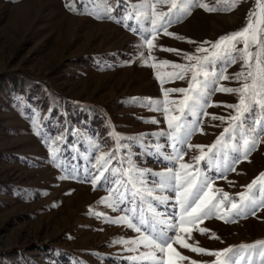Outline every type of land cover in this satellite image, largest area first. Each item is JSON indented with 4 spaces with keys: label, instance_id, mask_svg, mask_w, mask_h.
<instances>
[{
    "label": "rangeland",
    "instance_id": "obj_1",
    "mask_svg": "<svg viewBox=\"0 0 264 264\" xmlns=\"http://www.w3.org/2000/svg\"><path fill=\"white\" fill-rule=\"evenodd\" d=\"M137 2L109 0L114 9L109 18L103 0H0V264H139L128 259L137 254L127 251L129 245L115 243L136 237L134 229L94 213L127 214L139 224L141 217L151 219L154 212L178 224L180 208L171 189L154 192L169 196L165 203L144 196L135 206L121 205L123 211L99 203L109 185L91 184L92 165L115 151L121 163L111 160V167L134 163L153 173L173 167L164 158L171 153L170 142L159 133L168 130L163 108L177 107L164 101H178L184 94L165 92L188 88L191 72L184 79H169L167 74L179 71L173 64L195 63L186 55L207 56L212 59L206 69L216 74L210 88L240 87L242 82L234 77L246 71L243 61L230 64L214 58L212 45L243 29L259 8L257 0H235V5L230 0H193L189 10L167 27L172 35L161 30L152 37L125 26L137 23L125 19L133 11L130 4ZM201 4L217 10L208 11ZM169 6L160 5L157 11ZM140 23L149 27L147 21ZM257 32L264 39V25ZM143 37L153 39L155 47L149 50ZM202 48L208 52L197 51ZM250 51L255 53L256 45ZM221 73L232 78L220 80ZM238 98V93L213 91L200 115L189 117L197 130L188 143L212 145L228 126L213 116L235 115L226 105L237 104ZM262 116L264 110L256 108L247 122L251 125ZM258 139L247 160L232 165L235 171L221 165L223 178L203 162L200 168L215 187L235 197L264 172V134ZM158 144L165 145L159 153ZM185 151L184 162L193 163L192 157L201 150ZM144 179L149 182L145 187H151L155 177L145 171ZM226 220L205 218L185 225L190 231L179 234L194 247L211 251L264 240V208L255 216ZM201 228L209 231L202 233ZM173 246L189 258L179 264L215 260L207 253ZM259 250L258 246L252 264H264Z\"/></svg>",
    "mask_w": 264,
    "mask_h": 264
},
{
    "label": "snow or ice",
    "instance_id": "obj_2",
    "mask_svg": "<svg viewBox=\"0 0 264 264\" xmlns=\"http://www.w3.org/2000/svg\"><path fill=\"white\" fill-rule=\"evenodd\" d=\"M192 2L193 0H138L137 3L130 4L133 11L125 17L126 20H135L137 23L131 26L125 24V26L131 27L134 32L138 30L148 32L152 37H155L161 30L166 35H172L167 32V27L185 14ZM216 2L219 3V0ZM230 2L235 5V0H230ZM103 3L106 5L105 15L111 18L110 14L114 9L110 6L109 0H103ZM160 5L170 6L167 11H157V7ZM66 6L71 7V4ZM200 6L208 11L217 10L207 4ZM257 6L259 12L254 11L250 14L249 22L243 29L220 37L212 45V48L216 50L214 58L227 59L230 64H235L238 59L243 61L246 71L237 73L234 77L235 80L242 82L240 87L220 85L210 88V83L216 74L206 69V65L212 59L207 56L186 55L187 60L195 61V63L173 64L172 66L179 71L167 74L169 79H184L185 75L191 72L188 88L168 89L165 92L166 95L168 92L184 94L178 101H164L165 104L170 103L177 107L163 108L168 130L159 133L170 142L171 153L164 158L173 162V167L154 173L151 170L139 168L134 163H130L127 168L111 167L109 166L111 160L121 163L120 158L116 157L115 151L96 158V162L92 165L94 174L91 177V184L93 186L109 185L108 195L102 197L99 203L113 211L118 208L123 211L121 205L135 206L138 200L142 203L144 196L151 197L159 203H165L170 197L154 194V192H164L168 189H171L179 205L178 224L161 219L154 212L151 219L141 217L139 224L135 223L133 218L127 214L108 217L103 212L94 213L109 219L113 224L134 229L138 234L133 238H120L115 241L117 244L129 245L127 251L137 253L129 256L128 259L139 262V264H179L181 261L188 260V257L174 248V243L181 245L184 249H191L192 252L214 256L215 260L212 264H242L245 260H247V264H252V256L257 254L258 246L260 248L258 255L264 259V240L211 251L202 247H194L185 242L179 234L190 231L185 225H195L205 218L215 216L227 222L226 217L255 216L257 211L264 208V172L259 173L249 184L244 186L246 191L237 193L233 197L223 189L215 187L212 177L200 168V163L203 162L209 169L221 172V178H223L221 165H223V170L235 171L236 169L232 165L241 162V159L247 160L248 154L260 143L258 137L264 134V116L254 119L251 125L247 122V116L254 114L256 108L264 110V39L259 38L257 32V29L264 25V0H257ZM253 18H255L254 22ZM142 20L147 21L149 27L143 28L140 23ZM142 39L149 50L155 47L153 39L148 37ZM241 42L244 47L238 48L237 45ZM253 45L257 47L255 53L250 51ZM166 50L178 52L175 49ZM197 51L206 53L208 49L202 48ZM140 55L143 56L144 53ZM144 62L147 64L148 61ZM160 63L166 65L169 62L161 61ZM157 77L161 78L159 74ZM217 78L228 80L232 77L221 73ZM213 91L238 93V103L226 105V107L234 109L236 114L228 117L213 116V119L227 121L228 126L223 129L221 135L212 145H192L188 141L197 127L194 121L189 120V117L200 115L207 97ZM175 111H179L180 115L169 114ZM153 122L157 121L153 120ZM58 139H62V137ZM119 147L122 145L117 147V151ZM164 147L165 145L162 144L155 146L158 153ZM205 147H207V151H203ZM193 148L200 149V154L192 157L193 163L184 162V156L187 154L185 149ZM56 151L58 150H53L54 156ZM145 171L155 177L151 181V187H145L149 183L144 179ZM130 211L135 212L136 207L130 208ZM141 226H144V229ZM199 231L203 233L209 230L201 228ZM170 232L176 234L169 235ZM191 264H198V262L193 260Z\"/></svg>",
    "mask_w": 264,
    "mask_h": 264
}]
</instances>
